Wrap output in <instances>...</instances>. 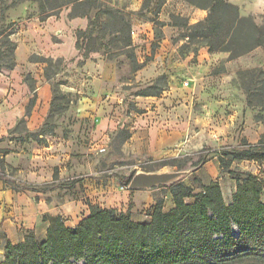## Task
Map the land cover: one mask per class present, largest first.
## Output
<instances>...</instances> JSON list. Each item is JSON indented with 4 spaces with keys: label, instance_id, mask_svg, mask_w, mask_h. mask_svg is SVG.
Here are the masks:
<instances>
[{
    "label": "rangeland",
    "instance_id": "obj_1",
    "mask_svg": "<svg viewBox=\"0 0 264 264\" xmlns=\"http://www.w3.org/2000/svg\"><path fill=\"white\" fill-rule=\"evenodd\" d=\"M110 1L129 14L134 53L140 64L137 69L124 55L116 61L105 60L100 53L83 58L72 45L76 29L68 23L69 8L41 21L35 2L0 0V48L11 31L14 32L8 38L15 43V66L0 68L4 75L0 83H5L0 93V148L7 145L27 151L30 145L51 143L54 177L58 181L41 185L53 186L49 196L60 199L79 192L83 194V205L114 208L135 221L148 220L160 199L165 210L173 205L166 186L129 189L125 181L129 182L136 172L188 170L181 184L194 193L203 182L214 178L220 182L226 199L240 172L250 171L264 178V163L233 161L229 169L223 170L218 159L223 151L242 149V139L255 144L264 133V95L250 100L247 96L249 90L255 92L264 81V47L232 60H227L226 52L210 53L204 46L194 53L193 45H185V27L177 25L174 16L193 24L205 17V10L184 0H164L160 6L157 0ZM226 1L235 4L240 15H250L257 23L262 21L264 0ZM41 56L52 59L51 82L60 102L50 118L53 133L42 137L36 133L50 107L45 112L39 106L29 121L25 114L30 92L24 82L27 73L37 81L47 82L46 63L33 61ZM109 65L117 69L116 79H97ZM49 88L51 101L50 84ZM101 88L112 89L113 93L99 103L93 97ZM143 92L155 95L144 96ZM144 113L161 122L178 120L182 138L174 153H151L144 129L137 131L136 141L125 142L132 132L133 115ZM100 116L108 117L110 128H98ZM39 120V127L29 131L27 123L34 126ZM9 174L7 179H11ZM75 182H80L76 190ZM150 195L153 200L147 199ZM232 264L264 262L244 258Z\"/></svg>",
    "mask_w": 264,
    "mask_h": 264
},
{
    "label": "trees",
    "instance_id": "obj_2",
    "mask_svg": "<svg viewBox=\"0 0 264 264\" xmlns=\"http://www.w3.org/2000/svg\"><path fill=\"white\" fill-rule=\"evenodd\" d=\"M13 1L35 2L41 21L57 15L62 8H69V19H87L86 27L74 33L75 48L83 58L90 53H100L105 59L124 55L134 69L140 67L134 53L129 14L112 5L110 0ZM184 1L206 11L205 17L193 24L174 16L176 24L185 27V45H193L194 53L204 46L210 53L226 52L227 60H232L264 47V16L257 23L250 15H240L237 6L226 0ZM156 2L160 6L164 0ZM13 32L5 35L3 49L0 48V68L15 66V43L8 38ZM33 61L46 63L44 78L52 92L47 118L36 134H52L50 118L60 107L58 90L51 82L52 59L41 56ZM24 82L30 92L28 114L36 100V81L27 73ZM248 92L249 100L258 94L264 95V81L255 92ZM142 95H155V92ZM259 103H263L260 98ZM242 143V149L223 151L219 155L223 170L229 169L233 161L251 159L264 163V133L255 144L245 139ZM125 183L128 185L127 179ZM166 187L170 188L172 207L165 210L163 201L158 200L148 221H135L114 208L91 203L87 204L89 213L71 227L60 216L45 214L43 221L48 223L45 237L39 239L29 231L23 241L7 242L0 264H232L244 258L264 262L262 176L240 172L229 203L224 200L217 180L201 184L194 193L180 180ZM187 198L193 202L185 201Z\"/></svg>",
    "mask_w": 264,
    "mask_h": 264
},
{
    "label": "crops",
    "instance_id": "obj_3",
    "mask_svg": "<svg viewBox=\"0 0 264 264\" xmlns=\"http://www.w3.org/2000/svg\"><path fill=\"white\" fill-rule=\"evenodd\" d=\"M68 23L72 28L84 29L87 19L83 17L68 18ZM73 43L75 42H72V45ZM73 48L76 50L75 45H73ZM120 56L105 60L116 61ZM116 73L117 69L109 65L101 70L97 79L100 81H113L116 79ZM0 77L4 78V75L0 73ZM35 81L36 100L30 112L25 114L28 116L29 121L30 119L32 120L34 111L39 106H41V111L46 112L50 104L51 93L48 82H40L36 79ZM25 86L27 87V85ZM4 90L5 83H0V93L4 92ZM112 93V89L101 88L93 98L100 103L104 97L108 99ZM133 116L135 118L132 120V132L125 141L126 143L128 141H136V137L139 134L137 131L144 129L147 135L148 150L151 153L162 156L176 150L174 148L180 143L182 138L177 119L161 122L159 119L151 117L148 113L138 117H136V114ZM40 124V120L34 126H29L28 122L27 128L29 131L36 130ZM97 125L103 131L110 128L111 121H108L107 116H100ZM155 128L156 132L154 131ZM11 142L9 141L10 144ZM13 144L15 145L16 143ZM51 147V143L43 142L41 145H30L27 147V151L24 148L7 145L0 148L3 149V152H0V260L3 259L5 244L7 242L16 244L23 241L26 232H33L39 239L45 237L48 223L43 221V215H58L64 220L65 225L71 227L89 213L88 205L82 204L83 194L76 192L74 195L66 194L63 198L55 199L49 196L50 189L53 186H50V188L41 187V185L58 181L54 177ZM8 174L11 179H7ZM211 180L217 179L210 178L203 184H207ZM20 184H27V186H20ZM79 186L80 182L74 183L75 190ZM234 190L235 185L231 196ZM231 196L229 199L224 198V200L229 203ZM147 199L153 200L152 195L148 196ZM185 201L193 202V199L187 198ZM99 206L102 207L101 205ZM82 211L83 215H80ZM68 215L72 217L69 218L67 217ZM148 218L150 219V216Z\"/></svg>",
    "mask_w": 264,
    "mask_h": 264
},
{
    "label": "water",
    "instance_id": "obj_4",
    "mask_svg": "<svg viewBox=\"0 0 264 264\" xmlns=\"http://www.w3.org/2000/svg\"><path fill=\"white\" fill-rule=\"evenodd\" d=\"M188 170L164 171V172H136L128 183L129 189H150L156 186H167L179 181L188 174Z\"/></svg>",
    "mask_w": 264,
    "mask_h": 264
}]
</instances>
